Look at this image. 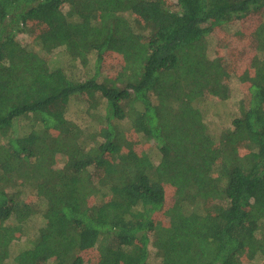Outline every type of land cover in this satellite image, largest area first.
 Returning a JSON list of instances; mask_svg holds the SVG:
<instances>
[{
	"label": "trees",
	"instance_id": "16d2710c",
	"mask_svg": "<svg viewBox=\"0 0 264 264\" xmlns=\"http://www.w3.org/2000/svg\"><path fill=\"white\" fill-rule=\"evenodd\" d=\"M257 13L230 72L207 36ZM58 48L90 74L48 63ZM233 80L240 114L211 127ZM151 253L264 264V0H0V264Z\"/></svg>",
	"mask_w": 264,
	"mask_h": 264
},
{
	"label": "rangeland",
	"instance_id": "374dc122",
	"mask_svg": "<svg viewBox=\"0 0 264 264\" xmlns=\"http://www.w3.org/2000/svg\"><path fill=\"white\" fill-rule=\"evenodd\" d=\"M261 14H253L249 17H247L245 20H243V23L239 22H234L230 26H223V27H218L215 29L210 35L207 36V41L210 43V55L212 57H220L225 55L227 52L229 53L230 51L234 52L235 58L231 59L230 61L225 60V65L224 67L229 70L230 72L234 71H241L242 67L248 64V62L251 59V55H242L240 51H244L247 49H250V46H247L248 39L245 41L244 37L248 36L251 34L253 27L255 24L260 20ZM239 30V31H238ZM18 38L22 43H27L30 42V37L28 33H21L18 35ZM232 45V46H231ZM245 48V49H244ZM239 52L240 56H236L235 53ZM115 55H108L106 56L107 63H113V64H120V62H116V58L114 57ZM48 63L51 65H61L69 74L73 76H80V78H84L86 74H90L87 69H84L80 62H72L68 61L67 59V54L64 52L63 48H58L55 49L53 52L47 55ZM224 62V60H223ZM93 63V62H91ZM105 63L103 65V68L106 71H110L111 67L110 64L107 65ZM110 69V70H109ZM234 81V80H233ZM243 91L246 93L247 88L246 86H243L242 84L240 85L236 81H234L231 85V96L227 100H221V99H213L211 101L209 107L211 108V112L208 115V120L210 122L209 125L211 127H227L232 124V118L239 116L240 111H239V103L238 101L242 99ZM77 98L82 100V101H90L92 100L91 96L87 93L84 95H77ZM65 100V99H64ZM74 101L69 102L70 107L73 106ZM64 103V102H62ZM103 111V104L100 105L99 107ZM101 112V111H99ZM99 115L98 114L96 117L91 116L89 119V127L92 129L97 127L98 121H99ZM77 122L80 121V117L76 119ZM82 121V120H81ZM83 124V123H81ZM140 150L143 151V147L140 146ZM58 163L60 165L64 164V161H62L61 158H58ZM38 222L41 221V219H37ZM151 262L153 264H158L159 261L155 257V253H151ZM9 264H15L13 261V258L10 257Z\"/></svg>",
	"mask_w": 264,
	"mask_h": 264
}]
</instances>
